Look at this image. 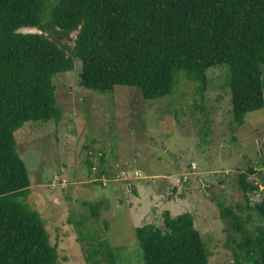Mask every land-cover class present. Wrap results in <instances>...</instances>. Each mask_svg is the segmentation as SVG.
I'll return each mask as SVG.
<instances>
[{"label":"rangeland","instance_id":"374dc122","mask_svg":"<svg viewBox=\"0 0 264 264\" xmlns=\"http://www.w3.org/2000/svg\"><path fill=\"white\" fill-rule=\"evenodd\" d=\"M50 6L47 0L42 23ZM16 31L58 37L59 45L70 47L75 36V31L62 36L56 28ZM79 68L73 58L71 70L52 76L61 109L57 121H26L13 131L29 178L24 202L40 215L58 263L108 264L111 257L143 264L134 227L161 228L168 203L172 216L192 215L207 264H230L235 252L242 254L236 248L242 230L263 222L245 206L237 178L250 168L247 180L257 186L250 201L264 198V103L236 125L225 65L205 70L201 92L198 82L178 71L172 91L153 99L127 85L105 92L84 88ZM260 70L264 99V63ZM141 189L149 201L140 204L136 221L126 204ZM219 201L239 220L249 217L242 230L220 214Z\"/></svg>","mask_w":264,"mask_h":264},{"label":"trees","instance_id":"16d2710c","mask_svg":"<svg viewBox=\"0 0 264 264\" xmlns=\"http://www.w3.org/2000/svg\"><path fill=\"white\" fill-rule=\"evenodd\" d=\"M0 0V264H59L55 247L38 212L24 202L29 178L16 151L13 131L24 122L57 121L52 76L79 60L78 84L98 92L113 85L137 88L144 99L169 94L175 75L206 85L205 70L225 65L232 119L264 103L260 66L264 63V0ZM56 28L58 37L18 32ZM240 172L237 185L245 206L261 224L242 230L243 222L221 201L242 239L230 264H264V198L250 201L257 186ZM248 194V195H247ZM248 201V202H247ZM250 202H253L250 204ZM249 203V204H248ZM143 264H207V252L188 211L162 212V227H134ZM110 257L109 248L105 247ZM108 264H122L111 257Z\"/></svg>","mask_w":264,"mask_h":264},{"label":"crops","instance_id":"0c3cea01","mask_svg":"<svg viewBox=\"0 0 264 264\" xmlns=\"http://www.w3.org/2000/svg\"><path fill=\"white\" fill-rule=\"evenodd\" d=\"M139 183H137V184H139ZM143 191H145V189H141V190L137 191L136 195H134V198H132V200H130V201H127L128 204H126V206H128L129 216L132 217V219H135L136 221H138V216H140V213H141V209H139V207H141L140 204L144 203V202L146 203L147 201H149L148 197H145L143 195ZM169 208L170 207H169L168 203H167V205L163 206L164 210L168 211V210H170ZM170 214L172 216V213H170Z\"/></svg>","mask_w":264,"mask_h":264},{"label":"built area","instance_id":"2783aa9c","mask_svg":"<svg viewBox=\"0 0 264 264\" xmlns=\"http://www.w3.org/2000/svg\"><path fill=\"white\" fill-rule=\"evenodd\" d=\"M255 195H257V194L255 193Z\"/></svg>","mask_w":264,"mask_h":264}]
</instances>
